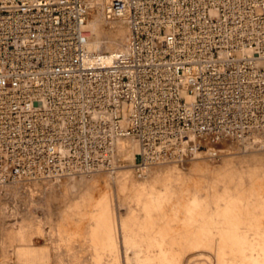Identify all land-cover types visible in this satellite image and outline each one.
<instances>
[{
	"label": "built area",
	"instance_id": "built-area-1",
	"mask_svg": "<svg viewBox=\"0 0 264 264\" xmlns=\"http://www.w3.org/2000/svg\"><path fill=\"white\" fill-rule=\"evenodd\" d=\"M107 1L129 29L109 58L91 0H0V185L109 172L124 139L141 178L264 132V0Z\"/></svg>",
	"mask_w": 264,
	"mask_h": 264
},
{
	"label": "rangeland",
	"instance_id": "rangeland-1",
	"mask_svg": "<svg viewBox=\"0 0 264 264\" xmlns=\"http://www.w3.org/2000/svg\"><path fill=\"white\" fill-rule=\"evenodd\" d=\"M104 8L88 42L114 52L129 29ZM117 147L109 172L0 185V264H264V132L197 140L141 178L136 144Z\"/></svg>",
	"mask_w": 264,
	"mask_h": 264
},
{
	"label": "bare ground",
	"instance_id": "bare-ground-1",
	"mask_svg": "<svg viewBox=\"0 0 264 264\" xmlns=\"http://www.w3.org/2000/svg\"><path fill=\"white\" fill-rule=\"evenodd\" d=\"M91 2H92V4L94 5V7L95 8H98L99 6H104L105 5V8L103 9L104 10V13H105V17H107V18H109L108 17V14H107V8H108V1L107 0H91ZM109 19H111V18H109ZM111 20H114V19H111ZM120 21H122V20H120ZM123 22H125V21H123ZM89 29V28H88ZM92 29V28H91ZM94 32V31H93ZM89 35V34H88ZM91 37V36H90ZM121 38V37H120ZM118 39V38H117ZM122 39H124L123 37H122ZM121 40V39H120ZM94 41V40H93ZM118 41V40H117ZM122 41V40H121ZM120 41V42H121ZM95 42V41H94ZM94 44V43H93ZM93 44L92 43H90L89 44V42H87V49H88V51L89 52H91V53H99V54H104V56H107L108 58H109V56L111 55V54H114L115 52H117V51H119V50H117V51H114V52H98V51H100V50H93ZM96 44V46H97V43H95ZM94 44V45H95ZM122 45V44H121ZM99 46V45H98ZM97 46V47H98ZM114 46H116V45H114ZM120 46V45H119ZM118 46V44H117V46L116 47H119ZM95 47V46H94ZM125 47V46H124ZM124 47L122 48V49H124ZM121 48V47H120ZM97 49V48H96ZM122 49H120V50H122ZM124 140H130V139H124ZM119 147L120 148H125L126 146H125V144H122V143H120L119 144ZM138 148V147H137ZM123 150V149H122ZM121 150V151H122Z\"/></svg>",
	"mask_w": 264,
	"mask_h": 264
}]
</instances>
